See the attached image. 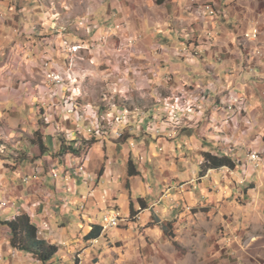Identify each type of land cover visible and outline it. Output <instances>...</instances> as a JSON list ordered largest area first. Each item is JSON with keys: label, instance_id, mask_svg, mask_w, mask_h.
<instances>
[{"label": "crops", "instance_id": "obj_1", "mask_svg": "<svg viewBox=\"0 0 264 264\" xmlns=\"http://www.w3.org/2000/svg\"><path fill=\"white\" fill-rule=\"evenodd\" d=\"M78 1L84 4L81 14L87 10L92 16L91 33L77 26L78 14L69 28L70 20L63 19L69 15L67 1L66 11L54 12L40 0H0V139L26 155L18 163L0 159V203L8 200L6 208L0 204V221L28 214L38 237L59 247L49 264H118L113 260L120 255V263H130L123 248L140 264H169L162 258L170 252L163 222L174 221L179 233L192 234L190 248L198 253L202 237L210 245L205 233L212 228L215 233L213 224L224 216L232 220L233 213L237 227L227 220L225 227L246 235L245 242L236 246L221 238L223 246L211 261L204 255L205 261L188 264H264V58L256 59L254 44L241 41L256 24L264 41V10L245 0H73L70 6ZM58 24L55 34L51 27ZM108 27L114 28L109 44L91 51L92 61L107 68L85 66L88 52L81 48L97 45ZM130 38L134 47L119 56L117 46ZM70 46L81 48L72 52ZM50 71L70 80L54 85L45 78ZM84 78L99 80L92 86L107 90L108 104L114 96L125 98V105L107 109L109 115L124 107L138 115L130 124L99 129L96 142L82 147L81 140L91 137L85 126L95 108L80 122L79 111L68 114L62 104ZM235 96L245 104L230 113L228 100ZM58 102L61 108L54 109ZM179 104L193 108L180 113L176 127L169 112ZM117 128L128 131L126 139L114 140ZM68 145L78 152L62 150ZM94 149L104 153L95 161ZM251 151L262 161H250ZM205 152L227 155L236 165L201 173ZM129 162L138 175L129 176ZM199 204L207 208L189 210ZM109 211L127 221L105 230ZM203 215L211 218L208 224H198ZM184 216L189 219L182 226ZM92 230L99 235L88 236ZM10 239V228L0 224V264H43L12 247Z\"/></svg>", "mask_w": 264, "mask_h": 264}, {"label": "rangeland", "instance_id": "obj_2", "mask_svg": "<svg viewBox=\"0 0 264 264\" xmlns=\"http://www.w3.org/2000/svg\"><path fill=\"white\" fill-rule=\"evenodd\" d=\"M40 1H42V3L47 2L48 3V6H50L51 9H53L54 12L55 11H58V12L66 11V10H64V8H62V5L65 3V1H67V3H68V6H67L68 9L67 10L69 11V15H67L66 17H63V19L65 18L67 21L70 20V22L67 23L68 26H69V28H73V24L75 23L73 21V20H75V15H77V14L78 15H82L81 13H82L83 8H84L83 7L84 4H82L79 1H78V4H76V6L74 8L72 6H70L71 3L73 2V0H40ZM228 1L230 3H237L238 2V0H228ZM245 1L248 2V3L250 2V4H253V5H254L253 2H255L256 3L255 4V7H256L257 11L264 10V0H245ZM79 6L81 8H79V9L76 10V7H79ZM84 12H85L84 15H82L79 18L78 25L77 26H80L85 32L91 33L92 28H89V26L92 24L93 19L91 18L92 17L91 14L90 13H87L88 12L87 10L84 11ZM59 22H60V20H59ZM60 27H61V25H59V24L58 25H52L51 30L55 34H59L60 31H61ZM117 28L118 27H116V29ZM67 30L68 29L66 28L65 29V32ZM103 34H104L103 37L99 39V41L97 42L98 43L97 45L93 46L91 44V46H87V47H82V48L80 46L78 47V48H81V50L88 52L87 55L85 56V59H86L85 66L88 67L90 65L95 64V66H97V67L100 66V69L101 70L107 68V66L104 65V62L102 63V61L101 62H97V61H94L93 62L92 61V52L91 51L94 48L101 49V48H104L106 45H108L109 44V41H110V37L114 36L113 35L114 34V28L113 27H108L105 30V33H103ZM135 42L136 41L134 39H131L130 38V39L127 40L126 43H119V46H117L118 47L117 48V52H118L119 56H123L124 53L129 52L130 49H132L134 47ZM65 43L67 44L66 41H65ZM71 47L72 46H70V50L72 51L73 50V47H75V46H73L72 49H71ZM121 58H122V60H125L124 57H121ZM74 61H75V58L73 59V61L70 60L68 62V64L71 65ZM88 72L89 71L86 70V73L85 74H88V76L91 79L92 78H95L94 76H96V75H94L92 72H90V73H88ZM48 73H59V74H61L63 76L62 82L59 84V83L52 82V81L48 80L47 77H46V75ZM48 73L45 74L46 81L51 82L54 85H63V84H65L66 80H70L69 76L67 74H65V73H62V72L50 71ZM100 74H102V73H100ZM94 81H97L98 82L99 80L98 79H95ZM94 81L93 80H89L88 81V80H86L84 78L83 79V82H82V85L83 86H81L80 88L77 87L78 88L77 91L71 95V96H73V98L72 99H67L68 97L66 96L65 97V100H64V103L61 102V103H63L62 104L63 105L62 106L63 109L64 108L66 109L70 105H74L73 111H72V108H70V112L71 111L72 112H76V110H78L79 111L78 112V115L82 118L80 120V122L81 121L83 122L84 120H86L84 118L85 117L84 115H85L86 110H89V108H92V107L95 108V112L93 113L94 116L92 117L90 123L87 126H85V132H86L87 127L91 124V122H95V123L96 122H99L101 124V126H102L101 129H103V131H107L108 130V126H107L108 124H112V125L113 124H116V127H118V125H122L123 126V124H130L131 122H133V120L136 119V117L138 115V112L132 111L128 107H124L123 108L124 110L123 109L122 110H119L116 114L109 115L107 113V109H109V108H116L117 106L125 105L126 104L125 98L122 97V96H120V95L114 96V99L112 98L110 104H108V98H109V96L107 95V97H106V94H105V92H107V90H105V89L102 90L101 88L100 89H97V88L94 89V87L92 86L93 83H94ZM72 92H73V90H72ZM97 92H99L98 95H96ZM102 93H104V95H102ZM98 98H105V99L107 98V99L105 100V102H103L101 100L100 101L95 100V99H98ZM86 99H89L90 102L86 101ZM67 100H68V103H67V105H65V103H66L65 101H67ZM61 103H59V102L57 104L54 103L52 106L54 107V109H60L61 108L60 107ZM97 106H98V108H97ZM179 107H181V108L178 109L179 114L180 113H185V112H190V109L193 108V106L191 104H190V106H185V105H182L181 104ZM173 108L174 107L172 106L171 110ZM100 111L102 112V114L100 113ZM66 113H68V112L66 111ZM68 114H70V113H68ZM106 116H109L108 119H103L102 120V118L103 117L106 118ZM180 116H181V119L180 120H178L177 122L174 121V124L176 125V127L179 126L180 125V122L182 121V115L180 114ZM170 119H171V117H170ZM95 120H97V121H95ZM171 121H172V119H171ZM45 123L46 122H42V124H45ZM149 125H150V130H156V128H157L156 126H152V124H149ZM78 127H79V125H78ZM55 128H56V130H59V127L58 126H56ZM116 131H120L122 133V136L116 137L115 134H113L114 140L117 141V140L126 139V138H124V136L126 134H128V131L125 132V130H123L122 128H117L114 131V133H116ZM23 138L26 139L28 142H30V140H34L35 139V138L27 137V136H23ZM91 139H94V137L92 138V136H91L90 137V140ZM0 141H2V140L0 139ZM7 144H8L7 147L9 148V146L11 144L10 141H7ZM7 151H8V149L6 151L2 152L3 154L0 155V159H6L7 160V158H9L13 163H15V160L17 158H20L21 155L24 154L23 151H21L20 149H17L16 150L17 153H14L13 151H10V153H8ZM93 153H94V155H93V158H94L93 161H95V158L96 157L98 158V156L100 154H102V155L104 154L103 152H101L100 149L98 151H97V149H94L93 150ZM92 164H94V163L92 162ZM220 191L221 190H218L216 192H220ZM216 203L217 202H214V205ZM206 208L207 207L205 205L199 204L198 206L193 207V208H191L189 210L195 209L196 211H198V209H206ZM230 216L233 217V219L231 218L233 221L230 220V218L224 216L225 217L224 218V222H222V223L220 222V223L213 224L214 226H216V232L215 233H213L214 232V229L213 228L210 229V230H208L205 233V236L208 237V242L210 243V245L209 244H205L206 241H205L204 237H202V243L204 244V247L202 246L199 249L198 253L196 252V250L192 249V247L190 248V235H192V234L187 233V230H185V229H182L183 231L179 233L175 229V222L172 221L171 222L172 225L169 226V231L167 230V233L172 234L173 237H171L170 235L169 236L168 235H165L164 232H163V235H164L163 242H166L165 247L168 248L171 253L169 252V255L168 254H162L163 257L162 256L161 257L164 258L165 262L166 263H169V264H172V262H171L172 259H174L175 261H185L186 264H188V262H190V261H188L190 259H193V260H195V259L197 260L198 259V261L203 262V261L206 260L204 258V255H205V257L208 256L207 257V260H210L212 258L211 257V254L214 251H216L218 249V247L221 248L223 246V244H221L220 241H219L221 238H224V239L226 238V242L227 243H229V241L231 239V242H234L233 244H235L236 246H238L237 245L238 242H245V240H246V235L245 234H244L245 235V238H243L242 235L240 234V232H237V233L236 232H233V233H231V231H228L227 228L225 227L227 225V223L230 226L232 225V226H236L237 227V222H234L235 219H234L233 213ZM188 219L189 218H186V216L182 217L181 218V221H182L181 225L184 226L185 225L184 222L188 223ZM210 220H211L210 217H206L205 215H203L197 221H198V224H206V223L208 224V222ZM226 220H227V223H226ZM173 240H175L177 242V244L179 245V249H177L173 245ZM117 246H118V244H117ZM191 246H194V244H192ZM112 247H114V246H112ZM122 250H123L122 251L123 253L125 252L126 254L129 255V258L131 259L130 263H120L121 260L122 261L124 260V257L121 256V255H120V259H121L120 261H117L116 259H114L113 262H117L118 264H140V262H139L138 259L137 260H135V258L132 259L131 252L130 253L127 252L128 251L127 248H123ZM223 250H224V252L226 251V244H225V247H224ZM117 251H119V249H117ZM163 252L166 253L167 250L166 251H163ZM198 256L201 257V258H199ZM233 261L234 260H231V262L228 263L225 260V262H227L226 264H233ZM103 264H114V263H111L110 260H109V262H107V260H106V261L103 262Z\"/></svg>", "mask_w": 264, "mask_h": 264}, {"label": "trees", "instance_id": "obj_3", "mask_svg": "<svg viewBox=\"0 0 264 264\" xmlns=\"http://www.w3.org/2000/svg\"><path fill=\"white\" fill-rule=\"evenodd\" d=\"M119 141V140H118ZM96 142L95 139H89V140H81V146L85 147V145L90 146L92 143ZM7 142L0 141V155L3 154L2 152L6 151L8 149V153H10V146L7 147ZM70 150L71 153H77L78 150L71 145H68V147L62 146V150ZM25 154H22L20 158H17L15 160V163H18L19 161L26 159ZM204 161L201 164V173H204L208 169H216L223 166H227L231 169L235 167V162L227 155H215L210 152H205L203 154ZM132 163L129 162L128 170H129V176L138 175L137 171H134L132 168ZM138 201H142V199H139ZM172 221L163 222L162 223V230L165 235H170L173 237L172 234L167 233V230L169 231V226H171ZM0 224L5 225L10 228L11 230V239L10 243L11 246L22 251H26L34 255L38 260H40L43 264H49L52 258L58 253L59 247L55 244L49 243L41 238L38 237V230L36 226L31 221V218L26 213H21L17 215L15 218L11 220H5L0 221ZM98 228V226H94L93 230ZM100 229V228H99ZM93 230L90 232L88 236L94 237ZM173 245L179 249V245L175 240H173Z\"/></svg>", "mask_w": 264, "mask_h": 264}, {"label": "built area", "instance_id": "obj_4", "mask_svg": "<svg viewBox=\"0 0 264 264\" xmlns=\"http://www.w3.org/2000/svg\"><path fill=\"white\" fill-rule=\"evenodd\" d=\"M206 9L210 11L211 14L214 13V10L212 6L209 4L206 6ZM262 24L264 25V19L262 21ZM260 35H261V29L259 27V24H256L253 26L250 30L244 31L241 34V37H246L248 38V43L254 44V55L259 57L260 59L264 58V41H260ZM47 79L52 81V82H59V84L63 80V76L59 73H48L46 75ZM231 101V108H230V113H235L238 111V106H244L245 104V99L244 97L240 96H235V97H230L229 99ZM67 105V104H65ZM70 108H73L72 105L66 108V111L70 113ZM158 130H156L157 132ZM86 132H90L91 136H97L99 135V129H90L89 126L86 129ZM116 137H120L121 133L119 131H116L114 133ZM248 159L250 161H258L261 162L262 158L260 157L258 152L251 151L248 154ZM85 170H83L84 172ZM26 180V179H25ZM3 182L0 179V187L2 186ZM8 206V200H4L3 208H6ZM103 221H106V228L105 230L111 229V228H118L121 223L126 222L127 218L122 217L119 212L117 211H109L103 216Z\"/></svg>", "mask_w": 264, "mask_h": 264}, {"label": "bare ground", "instance_id": "obj_5", "mask_svg": "<svg viewBox=\"0 0 264 264\" xmlns=\"http://www.w3.org/2000/svg\"><path fill=\"white\" fill-rule=\"evenodd\" d=\"M241 41H243V42H246L247 44H248V38H246V37H241ZM78 47L79 46H75V47H73V50L74 51H76L77 49H78ZM251 49V48H250ZM250 49H248V50H250ZM251 51V50H250ZM252 53V52H251ZM256 57V59L258 58L259 60H260V58L259 57H257V56H255ZM56 83H59V82H56ZM228 102L230 103L229 104V107L231 108V101L230 100H228ZM179 108H181V107H179V106H174V108L169 112V114H170V117H171V119H172V121L174 122H177L178 120H180L181 119V116H180V114H179V111H178V109ZM238 108H240V106H238ZM80 119H82V118H80ZM91 126L94 128V129H101L102 128V126H101V124L99 123V122H91ZM120 132V131H119ZM121 133V132H120ZM176 133V132H175ZM121 136H122V133H121ZM79 169L81 170V171H83V167L82 166H80L79 167ZM1 205H3L4 203L3 202H1L0 203ZM103 223V225H104V227L106 228V221H103L102 222Z\"/></svg>", "mask_w": 264, "mask_h": 264}]
</instances>
